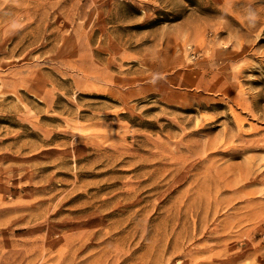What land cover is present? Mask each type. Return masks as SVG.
Wrapping results in <instances>:
<instances>
[{
    "label": "rangeland",
    "instance_id": "1",
    "mask_svg": "<svg viewBox=\"0 0 264 264\" xmlns=\"http://www.w3.org/2000/svg\"><path fill=\"white\" fill-rule=\"evenodd\" d=\"M0 264H264V0H0Z\"/></svg>",
    "mask_w": 264,
    "mask_h": 264
}]
</instances>
